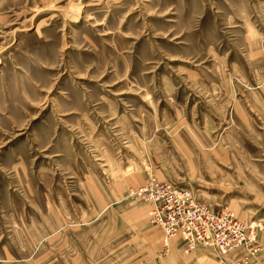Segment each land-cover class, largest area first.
Masks as SVG:
<instances>
[{"label":"rangeland","instance_id":"rangeland-1","mask_svg":"<svg viewBox=\"0 0 264 264\" xmlns=\"http://www.w3.org/2000/svg\"><path fill=\"white\" fill-rule=\"evenodd\" d=\"M152 179L250 244L168 238L134 197ZM262 255L264 0H0V264Z\"/></svg>","mask_w":264,"mask_h":264},{"label":"built area","instance_id":"built-area-1","mask_svg":"<svg viewBox=\"0 0 264 264\" xmlns=\"http://www.w3.org/2000/svg\"><path fill=\"white\" fill-rule=\"evenodd\" d=\"M136 195L154 206L155 223L162 226L166 236H182L189 250L214 249L227 255L253 239V229L245 233L246 227L230 214L211 211L188 191L152 179ZM230 229L235 239L230 240Z\"/></svg>","mask_w":264,"mask_h":264},{"label":"bare ground","instance_id":"bare-ground-1","mask_svg":"<svg viewBox=\"0 0 264 264\" xmlns=\"http://www.w3.org/2000/svg\"><path fill=\"white\" fill-rule=\"evenodd\" d=\"M140 192H141V191H140ZM134 197L137 198V199L140 200V201H143V202L147 203V204L150 205V206L153 208V210H154V206H153L151 203H148V202L142 200L141 198L137 197L136 194H134Z\"/></svg>","mask_w":264,"mask_h":264},{"label":"crops","instance_id":"crops-1","mask_svg":"<svg viewBox=\"0 0 264 264\" xmlns=\"http://www.w3.org/2000/svg\"><path fill=\"white\" fill-rule=\"evenodd\" d=\"M181 247H182L181 245L178 246V250L183 248V247H182V248H181ZM201 254H202V253H198L197 255H201ZM263 256H264V255H262L261 257H263ZM259 264H262V263H259Z\"/></svg>","mask_w":264,"mask_h":264}]
</instances>
